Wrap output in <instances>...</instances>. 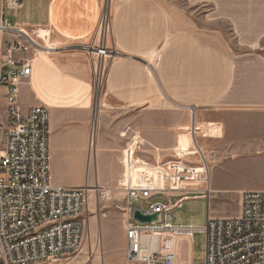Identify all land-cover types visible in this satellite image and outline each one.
I'll use <instances>...</instances> for the list:
<instances>
[{"label": "crops", "instance_id": "obj_1", "mask_svg": "<svg viewBox=\"0 0 264 264\" xmlns=\"http://www.w3.org/2000/svg\"><path fill=\"white\" fill-rule=\"evenodd\" d=\"M21 1L5 18L48 31L41 41L60 46L33 58L19 95L24 115L49 110L53 187H99L111 197L125 151L138 144L137 159L166 162L189 135L208 155L209 184L200 188L208 193L179 209L196 201L207 204V219L235 218L242 193L264 192V0ZM105 11L111 29L103 45L115 55L104 60L97 92L96 55L85 47L102 43Z\"/></svg>", "mask_w": 264, "mask_h": 264}, {"label": "built area", "instance_id": "obj_2", "mask_svg": "<svg viewBox=\"0 0 264 264\" xmlns=\"http://www.w3.org/2000/svg\"><path fill=\"white\" fill-rule=\"evenodd\" d=\"M21 0H0V89H5L3 119L0 116V264H58L82 247L87 222L83 219L91 198L99 209L110 198L102 188L53 187L50 175V116L46 106L23 114L20 86L32 71L33 58L55 52L60 46L41 41L46 30L31 33L5 18L17 12ZM99 45L85 49L96 55L94 80L97 92L107 78L104 60L115 53L103 45L110 32V13L98 27ZM19 57H15V55ZM1 109V107H0ZM194 151L174 152L170 161L137 159L135 150L123 153L124 172L117 191L126 199L123 211L127 264H179V246L191 245L196 233L205 236V264H264V192H244L238 217L208 218L203 227L172 224L170 214L190 198L208 190L210 166L194 139ZM198 156L196 163L192 157ZM152 177L143 181L138 174ZM154 177V179H153ZM116 191V192H117ZM177 197L176 204L172 199ZM158 215L151 223L134 220Z\"/></svg>", "mask_w": 264, "mask_h": 264}, {"label": "rangeland", "instance_id": "obj_3", "mask_svg": "<svg viewBox=\"0 0 264 264\" xmlns=\"http://www.w3.org/2000/svg\"><path fill=\"white\" fill-rule=\"evenodd\" d=\"M3 106L4 102L0 99V116L2 119L4 115ZM180 143L181 151L195 150L194 140L189 135L180 136ZM206 158L208 161V155ZM191 159L196 163L199 162L198 156ZM208 163L210 166L209 161ZM94 199V197L91 198L83 215L87 226L81 250L73 256L62 258L58 264H92L94 257L99 259V263L93 264H105L103 262L105 257L107 264H122L120 251L125 240L122 211L126 206L125 196L122 192L117 191L109 199L101 202L99 209H97ZM172 201L176 202L177 197H174ZM228 208L230 209L229 206ZM171 214L172 224L175 226L203 227L207 222V204L204 205L202 202L196 201L193 203L186 202L183 209H175ZM104 225L108 230H103ZM179 264H205L204 234L196 233L191 245L186 242L180 244Z\"/></svg>", "mask_w": 264, "mask_h": 264}, {"label": "water", "instance_id": "obj_4", "mask_svg": "<svg viewBox=\"0 0 264 264\" xmlns=\"http://www.w3.org/2000/svg\"><path fill=\"white\" fill-rule=\"evenodd\" d=\"M134 220L140 223H151L158 219V215L144 216L140 211L136 210L133 216Z\"/></svg>", "mask_w": 264, "mask_h": 264}, {"label": "bare ground", "instance_id": "obj_5", "mask_svg": "<svg viewBox=\"0 0 264 264\" xmlns=\"http://www.w3.org/2000/svg\"><path fill=\"white\" fill-rule=\"evenodd\" d=\"M184 150V149H183ZM180 152H181V149H180Z\"/></svg>", "mask_w": 264, "mask_h": 264}]
</instances>
